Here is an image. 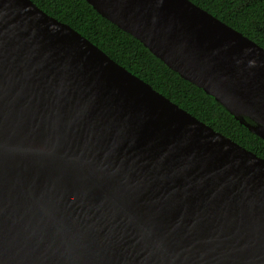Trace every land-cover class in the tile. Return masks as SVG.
<instances>
[{
    "label": "water",
    "instance_id": "1",
    "mask_svg": "<svg viewBox=\"0 0 264 264\" xmlns=\"http://www.w3.org/2000/svg\"><path fill=\"white\" fill-rule=\"evenodd\" d=\"M264 140V48L191 0H86ZM0 264H264V158L32 0H0Z\"/></svg>",
    "mask_w": 264,
    "mask_h": 264
},
{
    "label": "trees",
    "instance_id": "2",
    "mask_svg": "<svg viewBox=\"0 0 264 264\" xmlns=\"http://www.w3.org/2000/svg\"><path fill=\"white\" fill-rule=\"evenodd\" d=\"M67 23L110 58L199 120L264 158V140L240 124L214 98L182 79L135 37L101 16L86 0H32ZM264 47V0H191Z\"/></svg>",
    "mask_w": 264,
    "mask_h": 264
},
{
    "label": "flooded vegetation",
    "instance_id": "3",
    "mask_svg": "<svg viewBox=\"0 0 264 264\" xmlns=\"http://www.w3.org/2000/svg\"><path fill=\"white\" fill-rule=\"evenodd\" d=\"M261 34L264 36V22L262 23V25H261ZM261 47H263V46H261ZM264 48V47H263Z\"/></svg>",
    "mask_w": 264,
    "mask_h": 264
}]
</instances>
